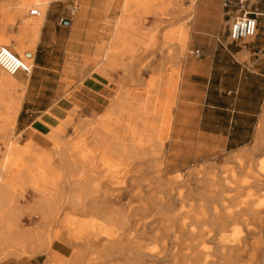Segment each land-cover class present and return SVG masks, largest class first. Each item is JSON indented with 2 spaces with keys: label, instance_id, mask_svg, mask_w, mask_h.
<instances>
[{
  "label": "bare ground",
  "instance_id": "6f19581e",
  "mask_svg": "<svg viewBox=\"0 0 264 264\" xmlns=\"http://www.w3.org/2000/svg\"><path fill=\"white\" fill-rule=\"evenodd\" d=\"M25 8V5L21 7L17 15H21ZM36 8L39 10V6ZM41 16L42 12L39 10V15L33 18ZM0 46L3 48L9 46L7 37H0ZM10 52L31 66L27 63L28 58H31L27 56L28 52L22 54L13 50ZM114 53L117 51H110L105 63L108 60L112 61ZM181 62L182 55L178 51L175 65H180ZM17 74L9 75L0 68V144L4 148L0 152V264H18L41 254L49 261L60 256L59 262L53 261L52 264H65V259L61 256L63 255L61 243L71 248L68 264H103L100 263V259L108 258L121 250L137 224V220L129 221L136 214L130 216L121 209L119 204L122 196L125 193L134 194L139 200L144 201V196L152 192L155 196L160 193L166 194L168 198L165 200L151 196L149 200H145V206L154 208L164 223L162 236H155V240L162 242L164 252L169 247L171 250L177 247V251H172L166 258L173 260L176 255L183 253L181 255L183 264H193L194 261H199V264H244L242 257L245 254L249 262L264 264L263 248L246 244L253 238L252 226L259 221L262 224L264 221V196L258 197L255 195L256 191L255 194L239 195L240 189L244 188L242 184L245 181L240 180L244 174L251 178L250 183L258 192L264 188V160L256 165L237 164L234 168H226L227 170L215 169L217 172L213 169L197 173L190 171L183 175L182 179V175L179 174L163 181L161 172L165 149L160 148L163 147V139L160 137L159 129L154 122L150 133L139 134L131 128L133 125L146 127L155 116L147 105L144 106V99H139L137 108H134L126 94L118 95L111 112L116 118L136 119L130 124L128 134L122 131L119 125L116 131L109 135L93 129L94 147L86 151L87 144L84 139L90 132L86 131L84 126L87 129L90 122L81 123L80 120L74 123L72 116L76 107H72L67 113L71 115L70 117L66 115L58 124L47 126L49 129L44 134L39 133V136H43L42 139L35 138L29 143L19 145L18 136L15 138L12 125L2 121L4 117L15 119L20 109L25 86L16 83L14 76ZM46 123L48 122L41 121L38 127H31L30 130L38 129ZM69 124L79 126L81 132L76 137L78 141L65 144L62 141V133ZM127 135L139 144L128 146L125 141ZM32 143L36 146L32 147ZM262 148L264 149V144ZM158 152L161 154L160 158L156 156ZM55 159L57 163H54ZM157 159L161 161L157 163ZM134 162L135 179L127 181L125 179L131 172ZM142 168L150 169L148 173L153 175V180L146 185H144L146 173ZM199 176L204 180L198 181ZM192 184L195 189L214 195L207 210L200 211L194 217L189 214L192 211L190 196ZM163 187L167 189L161 191ZM174 191L176 198L171 194ZM27 194L33 196L31 208L38 211L37 226L23 227L20 223L21 215L26 216V213L14 198L24 199ZM224 194L227 196H223ZM173 198L181 206L180 214L177 213L178 208H175ZM61 207L66 209L59 213ZM142 209L146 208L139 207L136 211ZM72 216L91 225L88 227L92 230L89 238L85 236L74 238L69 232L64 231L66 223ZM194 224L202 227L198 235L200 242L196 247H193L190 241V236L194 235L192 230ZM128 225L131 229L127 230ZM241 226L244 229L243 234L245 233L243 236ZM109 230L113 233L109 234ZM259 231L261 232L260 229ZM54 233L59 235L58 243L53 238ZM200 246L202 256L199 254L200 251H195ZM137 248L140 250L143 247ZM148 251L150 254L142 253L145 259L158 258L159 252L152 255L154 251L150 252V249ZM158 261H161V258H158Z\"/></svg>",
  "mask_w": 264,
  "mask_h": 264
},
{
  "label": "crops",
  "instance_id": "0c3cea01",
  "mask_svg": "<svg viewBox=\"0 0 264 264\" xmlns=\"http://www.w3.org/2000/svg\"><path fill=\"white\" fill-rule=\"evenodd\" d=\"M54 1L62 0L13 1L15 14L13 12L12 16H20L17 15V11L28 3L43 2L44 6L48 7L42 23L24 18L21 19L22 22L18 20L16 22L19 25V31L16 34L21 46L19 51L23 52L25 49L33 51L32 61L35 68L41 71H55L48 67L44 60L47 56L49 57L50 51L44 53L42 57L40 50L49 47L52 50L53 43L56 42L59 67L62 58L68 53L80 57L88 56L86 61L100 57L101 65L97 70L100 73L114 65L121 67L115 70L116 73L130 71V63L124 62L125 53H131L135 47L131 46V40L140 32L136 27L140 15L150 13L145 16L146 21L142 26L144 35L146 32L154 33L150 41V43L153 41L156 43L154 55L157 60H171L170 66L176 73L175 93L179 91V87L181 91L182 101L178 104L176 121L177 136H200L208 141L214 151L234 150L232 153L244 149L250 142L261 110L264 108V32H261L260 37L251 45L245 42H230L227 34L224 35L222 32V24L232 19L235 7H226L225 0H195L192 15L186 20L181 34L177 35L172 30L176 28L177 19L172 20V26L168 28L170 32H166L163 19L156 17V14L164 12V7L170 6L172 1L157 4L154 3L157 0H80L77 5L69 4L70 12L64 5H50ZM183 6L187 10L190 9L189 0H185ZM248 8L260 13L257 31L259 28H264V0L250 1ZM175 13L178 14V11H171L170 14L173 16ZM121 15H123L121 19L117 18ZM61 19L67 20V24H62ZM109 20H112L110 28L105 25ZM10 22L9 20L0 21V35L9 38L8 41L15 40L13 35L5 32ZM103 30L110 32L106 40L111 44V49L101 52L99 51L101 40L98 36L103 34ZM24 38H26L25 42ZM166 40H169V46L163 48L162 44ZM187 40L191 47L188 52L198 49L201 55L189 53L190 56L183 59ZM146 41L144 38V42ZM111 50L117 51L118 54L114 53L112 61L108 60L105 63ZM178 51L182 55V62L180 65H175ZM74 69L77 71L76 68ZM169 70L166 63L162 65L155 62L143 68L141 72L146 79L151 73ZM90 73V78L84 77L75 81L68 98L61 96L55 102L36 111L45 112L55 106L51 109L50 115H59L63 118L65 112L76 107V112L91 113L95 116L94 120L89 122L96 131L109 135L116 131L119 125L122 131L128 134L130 124H133L136 119L116 118L111 112L116 98L120 94L125 95V91L120 87L118 95L113 98V85L99 75L94 76L92 71ZM161 86V83L156 81L151 86L152 93L160 92ZM146 105L147 103L144 102V106ZM105 107V116L99 117L94 114L102 112ZM28 111L31 112V109L20 107L15 118V127L19 125L21 129H24L34 121L36 117H31ZM152 126L153 123L149 122L146 127L133 125L131 128L140 134L150 133ZM130 140L131 137L127 135L126 143ZM32 260L33 257L18 264H32Z\"/></svg>",
  "mask_w": 264,
  "mask_h": 264
},
{
  "label": "rangeland",
  "instance_id": "374dc122",
  "mask_svg": "<svg viewBox=\"0 0 264 264\" xmlns=\"http://www.w3.org/2000/svg\"><path fill=\"white\" fill-rule=\"evenodd\" d=\"M13 1H16V0H0V21L2 20L11 21V24L7 25V27L5 28V32L10 35H13L15 39L12 41H8V45L11 48L9 46H6V49H9L10 51L13 50L14 52H20V54H22V52L19 51L21 50V46H20V43L17 41L18 36L16 35L19 31V25L16 24L17 20L18 22H22L21 19L24 18V19H30L31 21L41 22L45 18L48 7L44 6L43 2H36L32 5L26 4L25 5L26 8L24 9V12L20 16L15 17V16H12L13 5H14ZM169 1L170 2L172 1L170 6L166 8L164 7V12L157 13L156 17H158L159 19H163V27L165 28L164 31L166 32H168L169 31L168 28L172 26L171 25L172 20L177 19V21H175L176 28L174 27L172 30H174V32L177 35H180L182 27L186 25V20L192 15V6L195 0H189V4L191 6L189 7L190 9L188 10L183 6V3L185 2V0H157L154 3L161 4L162 2H169ZM253 1L254 0H251V2ZM79 2L80 0H62V1L51 2L50 5L52 4L64 5L67 11L70 12L71 9L69 8V4L77 5ZM37 6H39V10L42 12V16L40 18H33L32 16H29L27 13L28 10L33 7L36 8ZM125 9L126 7L124 8V10ZM171 11H178V14L175 13L173 14V16H171L170 14ZM146 15H150V13H142L140 15L139 22L137 23L136 27H138L140 32L139 34H137V36H133V39L131 40V46L133 47L135 46L133 48V51L131 53H125L126 60L124 62L128 61L130 63L129 65L130 71L116 73L115 70L121 69V67L118 65H114L111 68L110 67L107 68L105 72L100 73L99 71H97L99 65H101L100 57H95L94 60L86 61L85 59H88V56L80 57V56H75V55L68 54V53H66V55L62 58V63L59 67L58 66L59 52L56 48V45H57L56 42L53 43L54 49L51 50L49 47V48H42L40 50L42 57H44L43 56L44 53L50 51L49 57L47 56L44 60L47 62L48 67L55 69V71H49V72L41 71L38 68H35L33 66V61H32L33 51H28L27 49L23 50L24 53L28 52L27 56L31 57V58H28L29 62L27 63L31 64L32 66H31V72L28 76H24L21 72H17L18 74L14 76L16 79L15 81H17L16 82L17 84H21V85L23 84V86H25L24 91H23V96L21 98L20 107L23 106V108L31 109V112L28 111V114L31 117H36L35 119L37 118L38 119L37 120L34 119V121L31 122L27 128L21 129L19 125L17 127L14 126L15 119H12L10 117L3 118L2 121L5 124L12 125L13 134L19 135L17 139V143L19 145H22L25 142L29 143L31 140L35 138L42 139L43 136L41 135L39 136V133L44 134L49 129L47 126H50V125L53 126V125L58 124L59 120L62 119V117L59 115H55V116L50 115L51 109L55 108V106H53V108H51L50 110H46L45 112H37L36 110L46 107L51 102L52 103L55 102L61 96H63L64 98H68L69 91L71 87L75 85L76 83L75 81L77 79L84 78V77L90 78L91 76L90 71H92L94 73V76L95 75H99L100 77L102 76L103 80H107L109 84L113 85V89H112L113 98L118 95L119 89L120 87H122V89L125 91V94L128 96L131 102V106H133L134 108H137L136 102H138L139 99H144V102L147 103L149 110H152V113L155 117L151 118L150 121L154 122L155 125L157 126V129H159V134L161 135L160 137L163 139V145H162L163 147H160V148L165 149L163 169L161 172V180L164 181L167 178L175 177V176H178L179 174L182 175L181 177L182 179L183 175H185L186 173L190 171H193V173L203 172L201 170L207 171L209 169H213V171L215 169L217 171H220V170H227L228 168L229 169L234 168L237 164H242L244 166H246L248 163L256 165V163L263 161L264 160V149L262 148V145L264 144V108H262L261 110L258 122L254 129V133L252 135L250 142L245 145L244 149L237 151L236 153L235 152L232 153L234 150L214 151V148L208 144V141L204 140L200 136H190V137L177 136L176 134L178 132L176 130V123H177L176 121H177V115H178L177 110H178V104H180L182 101V98L180 95V92H181L180 87H179V91L175 93V90H177V88L175 89V86H174V77L176 73L170 66L171 61L170 60L162 61V59L157 60V58L154 55V50L156 49V43L155 41H153V43H150V41H152L153 39L152 36L154 33L146 32V35H144L142 26H143V23L146 21L145 20ZM122 17L123 15L117 18H122ZM111 21L112 20L106 21L105 25L106 26L108 25L107 27L111 26ZM229 22L227 23L224 22L222 24V32L224 33V35L227 34V28H228ZM261 32H264V28H259L257 31V35L248 40H245V44L251 45L252 42L256 41L260 37ZM169 34L170 33H168V35ZM109 35H110L109 30H106L103 32L102 35L98 36L99 39L101 40L100 41L101 47L99 51L104 52L105 50L111 49V44L107 43V40H106L109 37ZM144 38L147 40L146 42H144ZM25 40L26 38H24L23 41L25 42ZM169 43H170L169 40H166V42L162 44V47L163 48L168 47ZM40 45H42V43H40ZM190 48L191 47L187 40L184 46L183 59L186 56H190L188 52ZM168 52H170V50H168ZM155 62L161 63L162 65L166 63V66H169L170 70L167 72L151 73L150 75H148L146 79H144L143 78L144 74L141 72V70L148 65L154 64ZM74 68H76L77 71H75ZM78 68H80V70ZM156 81L161 83L162 86L160 88V92L152 93L151 86L155 84ZM26 101H29V102H26ZM68 111L65 112V116L68 115L70 117L71 115L67 114ZM94 114H96L99 117L105 116L106 107L103 109L102 112L94 113ZM48 118L50 120H47ZM94 118L95 116L91 113L87 114V113H80L76 111L74 112V115L72 116V120L74 123H77V121H80V120H81V123L82 122L86 123L89 121H93ZM41 121H45L48 123L45 124L46 126L43 125L39 127L38 129L30 130L32 129L31 127H38ZM73 126L74 125L69 124L65 128V130H63L64 132L62 133V141L65 144L67 143L71 144L75 141H78V138L76 140V137L79 136V133L81 131H80L79 126L78 127H75V126L73 127ZM84 128L86 131L88 130L90 132L88 133L87 136H85L84 142H86L85 144H87L86 145L87 149L85 147L84 148L86 151H90V149L94 147V143L92 140L94 137V135L92 134L94 133L93 132L94 127L92 126V123L90 122V126H87V129L85 126ZM128 142L126 143L128 146L139 144L136 140H132V139ZM1 146L2 145L0 144V152L4 150L3 146L2 147ZM35 146H36L35 143H32V147H35ZM157 154L158 155L156 156L160 158V155H161L160 152H158ZM160 161L161 159L159 160L157 159L156 162L159 163ZM54 163H57V159L54 160ZM166 164L168 166H166ZM143 165L145 166L146 162H144ZM135 166H136V163L134 162L131 167V172L127 175L125 180L130 181L131 179H135L134 178L135 173L133 172ZM148 170L150 169L146 170L142 168V171L146 173L144 185L148 184L150 180L151 181L153 180V175H151V173H148ZM216 170L215 172H217ZM201 177L202 176L198 177V181L200 182L204 180V178L203 177L201 178ZM240 180L241 182L243 181L245 182H243L242 184L244 188L240 189L239 195L241 194V196H245V194H248V193L255 194V191H256L257 194L255 195H257L258 197L264 196V188L261 189L263 191L260 190L261 192L260 191L258 192L256 188H254V186L251 185L250 182H252V180L248 175L246 174L242 175L240 177ZM247 183H248V186H247ZM193 185L194 184H192L190 188L191 189L190 196H191L192 211L189 214L194 217L198 215L200 211L207 210V208L209 207L208 205L211 202L210 199L214 195H210L209 192H204L201 189H195ZM245 187L247 188L245 189ZM166 189L167 187H163L161 188V191H165ZM153 193L154 192L150 193L149 195H145L144 196L145 200L146 199L149 200L151 196H155ZM171 194L176 198L175 191L172 192ZM226 194H224L223 196L228 195ZM156 197L165 198V200L168 199L166 198V194L162 195L161 193L158 195L156 194L155 198ZM175 198H173V202H175ZM14 200L20 206V208L24 211V213H26V216L27 214H29V216H27L28 218L24 214L21 215L22 217L20 216L21 225L23 227L37 226V224L39 223L38 211L36 209L31 208L30 206L33 203V196L27 194L24 199L14 198ZM23 200H25V202ZM145 200L141 201L134 194H129V193H125L122 196V199L120 200V204H119L121 209L125 210L127 215L134 216L136 214V216L133 217L132 219H129V221L137 220V224L132 229L131 231L132 234L129 237V239L125 241V243L123 244L124 245L123 248L121 250H118L116 253L112 254L108 258H101L100 263H103V264H150L151 262L152 264H173V262H175L176 264H183L181 260V255H183V253H180V255L178 256L176 255L175 259L173 260L171 258H166L169 256L168 254H172V251L174 250L177 251V247H175L174 250H171L170 249L171 247H169V249H167L164 252L162 249V242H160L159 240H155L154 238L155 236L157 237L162 236L164 223L161 222L160 220L161 218L160 216L157 215L156 210L154 208L147 206V205L145 206V203H146ZM174 205H176L175 208H178L176 209L178 210L177 213L180 214V211H181L180 204L178 202H175ZM143 206L146 209H142L141 211H136L137 208L143 207ZM65 209L66 208L61 207L59 209V213H62V211ZM259 222L257 223L258 226L257 224L254 227L252 226V230L254 228V231H253L254 235H253L252 240L251 241L248 240L246 244L248 246L252 245L257 248L262 247L264 250V221L261 222L262 224H260ZM90 226H91L90 224L87 225V222L84 223L82 219L75 218L74 216H72L69 218L68 222L66 223L64 227V231L69 232L74 238H78L81 236H85L86 238H89L90 232L92 231L90 228H88ZM257 227H259L261 232L259 231ZM129 228H130V225H128L127 230ZM192 230H193L194 235L190 236V241H191V244H193L192 246L196 247L200 242L198 235H199V231L202 230V227L200 225L194 224V226L192 227ZM240 230L242 231V236L245 235V233L243 234L244 229L242 228V226L240 227ZM108 232L109 234L113 233L111 232V230H109ZM58 236L59 235H57L56 233L53 234V238L55 242L58 241ZM88 242H89V239L86 240V243ZM61 245H62L61 253L63 254V257L65 259V264H68L69 262L68 258L71 252V248L63 243H61ZM139 246L143 248L139 250L137 248ZM148 248L150 249V252L154 251L153 253H151L152 255L159 252L158 258H161V261H158L157 257L156 258L154 257L151 260L145 259L142 253L150 254L148 251L149 250ZM201 249H202V246H200L195 251L198 252ZM199 254L201 255L203 254V252L200 251ZM60 258H61L60 256H56L52 259L54 262H59ZM163 258L165 259L162 260ZM242 261L245 262L244 264H255L251 261L249 262L248 256L245 254L242 257ZM32 264H52V261L46 260V256L44 254H41V255L33 256ZM193 264H199V261H194Z\"/></svg>",
  "mask_w": 264,
  "mask_h": 264
},
{
  "label": "built area",
  "instance_id": "2783aa9c",
  "mask_svg": "<svg viewBox=\"0 0 264 264\" xmlns=\"http://www.w3.org/2000/svg\"><path fill=\"white\" fill-rule=\"evenodd\" d=\"M250 1L225 0L224 5L226 7H235V14L228 23L227 28V38L230 42H245V40L256 36L258 16L260 13L248 8ZM27 13L29 16L37 17L39 10L33 7ZM189 53L196 56L201 55V51L198 49L190 50ZM0 68L9 75L21 72L24 76H28L31 72V66L24 63L19 57L3 47H0Z\"/></svg>",
  "mask_w": 264,
  "mask_h": 264
},
{
  "label": "water",
  "instance_id": "95a60500",
  "mask_svg": "<svg viewBox=\"0 0 264 264\" xmlns=\"http://www.w3.org/2000/svg\"><path fill=\"white\" fill-rule=\"evenodd\" d=\"M61 23H62V24H67V20L62 19V20H61Z\"/></svg>",
  "mask_w": 264,
  "mask_h": 264
}]
</instances>
